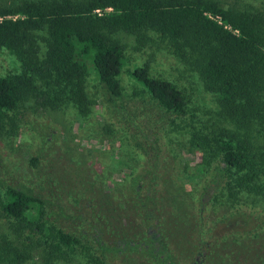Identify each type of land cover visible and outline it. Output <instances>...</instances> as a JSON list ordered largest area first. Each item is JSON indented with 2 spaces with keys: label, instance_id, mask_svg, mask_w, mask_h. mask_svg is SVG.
I'll return each mask as SVG.
<instances>
[{
  "label": "trees",
  "instance_id": "16d2710c",
  "mask_svg": "<svg viewBox=\"0 0 264 264\" xmlns=\"http://www.w3.org/2000/svg\"><path fill=\"white\" fill-rule=\"evenodd\" d=\"M44 32L45 37L39 35ZM120 32L132 35L137 48L161 38L214 96L216 120L206 125L196 121L187 97L174 82L153 76L148 66H137L130 73L142 89L140 94L173 118L172 132L189 135L190 146L202 157L197 173L204 176V189L225 186L233 202L242 194L264 199V13L239 1L227 8L218 0H21L0 5V53H10L20 64L17 73L0 75V124L13 122L28 100L53 110L70 103L80 116H87L93 103L87 90L92 73L103 90L106 110L124 105L120 75L125 53L116 38ZM137 191L149 230L159 228L158 215L168 214L160 221L157 237H172L181 230L183 247L175 245L191 264L206 256L210 262L213 258L212 264H221L224 256L232 264H264L261 245L242 243L237 254L229 248L231 241H240L237 233L222 248L209 251L196 241V224L191 223L195 217L184 207L187 201L178 200L176 215L169 212L174 206L169 203L182 198L178 187L157 188L155 197H164L158 202L144 196L142 189ZM46 206V200L24 189L4 190L0 181V216L18 242L0 240V264H26L35 249H41L49 262L64 264H111L116 253H124L115 242L101 241L92 252L84 248L82 239L50 222ZM218 238L212 236L211 243L217 244ZM162 240L147 236L126 248L136 253L142 248L156 264H178L177 255ZM182 258L179 264L184 263Z\"/></svg>",
  "mask_w": 264,
  "mask_h": 264
},
{
  "label": "rangeland",
  "instance_id": "374dc122",
  "mask_svg": "<svg viewBox=\"0 0 264 264\" xmlns=\"http://www.w3.org/2000/svg\"><path fill=\"white\" fill-rule=\"evenodd\" d=\"M14 1L21 0H0V5ZM218 1L225 8L239 1L264 13V0ZM39 35L45 37L46 32ZM116 38L125 53L120 75L124 105L115 110L111 106L110 112L106 110L103 90L93 73L87 82L93 103L85 117L70 103L53 110L37 105L34 100L24 102L13 122L0 124L3 189L13 186L46 200L50 222L82 239L83 247L91 252L99 249L101 241L105 245L111 242L122 245L124 253H116V261L112 253L108 254L114 260L111 264H156L142 248L140 253L126 248L133 241L144 242L147 236L155 241L163 239L162 244L177 255L178 264L179 256H184L180 259L183 264H191L185 252L179 254L175 245L183 247L181 230L172 237L167 234L164 238L157 237L160 221L166 220L168 214L158 215L159 228L149 230L145 216L140 213L138 188L144 196H152L158 202L164 197H155L157 188L161 191L168 186L178 187L182 198L169 203L174 205L169 212L176 215L178 200H186L184 207L186 210L189 207V213L195 217L190 214L197 229L195 240L205 243L208 251L211 247L222 248L228 239L235 238L232 233H237L240 240L231 241L229 246L235 254L242 243L264 248V199L242 194L239 201L233 202L235 199L225 186L215 188L213 184L212 189L205 190L204 176L197 173L202 157L190 146L189 135L172 132L173 118L160 111L148 96L140 94L142 89L130 73L137 66H148L153 76L174 82L187 97L191 114L197 115L196 121L206 125L216 120L214 96L189 66L178 61L161 38L156 37L155 43L144 48H137L135 38L127 33L120 32ZM39 42L45 52L44 40ZM19 70L20 64L13 55L0 53V75ZM215 196L217 200L212 201ZM9 228L0 216V240L8 237L18 243ZM214 235L219 237L217 244L211 243ZM161 257L164 259L166 255ZM224 257L221 264L234 263ZM212 262L213 258L210 262L206 256L195 264ZM26 264L64 263H51L41 249H35Z\"/></svg>",
  "mask_w": 264,
  "mask_h": 264
},
{
  "label": "built area",
  "instance_id": "2783aa9c",
  "mask_svg": "<svg viewBox=\"0 0 264 264\" xmlns=\"http://www.w3.org/2000/svg\"><path fill=\"white\" fill-rule=\"evenodd\" d=\"M108 11H110L111 9H107ZM97 13L99 14V15H102V13H103V11H101V10H97ZM16 18V17H15Z\"/></svg>",
  "mask_w": 264,
  "mask_h": 264
}]
</instances>
